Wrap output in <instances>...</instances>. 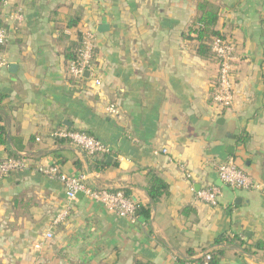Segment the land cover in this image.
I'll list each match as a JSON object with an SVG mask.
<instances>
[{
	"label": "crops",
	"instance_id": "obj_1",
	"mask_svg": "<svg viewBox=\"0 0 264 264\" xmlns=\"http://www.w3.org/2000/svg\"><path fill=\"white\" fill-rule=\"evenodd\" d=\"M197 1L8 0L0 161L28 166L0 180V264H181L210 252L220 264H264L255 247L264 245V0H204L235 48L233 103L222 110L211 103L216 61L199 58L186 38ZM83 31L95 34L99 87L90 75H67V52ZM58 129L85 133L109 154L90 158L52 139ZM228 160L260 188L221 185L214 166ZM50 166L122 191L149 218L131 223L80 195L53 224L68 200L58 180L36 171ZM150 174L167 186L155 204ZM210 186L221 191L215 207L197 198Z\"/></svg>",
	"mask_w": 264,
	"mask_h": 264
},
{
	"label": "built area",
	"instance_id": "obj_2",
	"mask_svg": "<svg viewBox=\"0 0 264 264\" xmlns=\"http://www.w3.org/2000/svg\"><path fill=\"white\" fill-rule=\"evenodd\" d=\"M8 4V0H0V48L7 42V33L1 21V13ZM11 18L16 21H21V15L17 13L11 14ZM95 34L90 31H83L82 44L75 61L69 62L67 66V75L72 80H81L83 74L88 71L90 79L94 87H99L101 82L94 72V49H95ZM234 44L226 37L217 38L211 44V53L217 64V81L213 86L211 103L216 109H228L232 106L234 98V82L232 77L233 62H234ZM6 66V62L0 58V69ZM106 112L111 116H118V110L115 106L109 105ZM51 138L57 141L66 142L79 150L86 156L93 158L97 156H106L109 154L107 146L102 144L95 138L82 133L66 129L55 130L51 134ZM28 164L21 158H7L0 161V180L9 175L27 169ZM215 173L221 185L228 187L231 190H258L260 185L253 182L241 169H239L232 160L218 163L214 166ZM36 171L47 177L58 180L65 189V195L68 200V205L56 215L53 224L63 222L71 209V203L76 200L77 195L90 199L99 204L108 212L116 216L128 220L131 223L138 222V217L135 215L134 202L126 197L122 191H106L98 188L86 186L85 178L68 177L60 174L56 166L38 167ZM221 195L218 186H210L197 194L199 201L211 207L218 204V199ZM51 233L45 235V239H50ZM41 244H36L35 248H40ZM210 256L206 254L204 260L200 263L183 264H210ZM246 264H257L250 260Z\"/></svg>",
	"mask_w": 264,
	"mask_h": 264
},
{
	"label": "trees",
	"instance_id": "obj_3",
	"mask_svg": "<svg viewBox=\"0 0 264 264\" xmlns=\"http://www.w3.org/2000/svg\"><path fill=\"white\" fill-rule=\"evenodd\" d=\"M196 13L197 15L190 23L188 29L186 38L188 40H193L196 43V54L201 59H210L214 58L213 54L211 53V44L213 40L217 38H223V35H221L216 30V24L218 21V12L214 8L211 7L209 2L204 0H199L196 3ZM77 22H69L68 27H74ZM78 42L75 46H73L71 49L68 50L66 59L69 62L75 61L78 52L81 48L82 44V35H78ZM193 36V38L191 37ZM1 100V99H0ZM1 131H0V137H1ZM19 158V157H15ZM96 166L99 164L97 161L93 162ZM146 193L148 197L150 198L152 204H155L159 201V199L167 194V186L154 174L149 175L148 185L146 187ZM126 197L127 195L123 193ZM135 215L138 217V219H148L150 215V209L143 208L137 204H135ZM220 242V239H217L215 241L216 244ZM256 249L261 250L264 252V245L257 243ZM210 256V264H220L217 260V255L214 252L208 253ZM205 256V255H204ZM204 256L200 257L196 260H184L181 264L188 262V263H200L204 260Z\"/></svg>",
	"mask_w": 264,
	"mask_h": 264
},
{
	"label": "water",
	"instance_id": "obj_4",
	"mask_svg": "<svg viewBox=\"0 0 264 264\" xmlns=\"http://www.w3.org/2000/svg\"><path fill=\"white\" fill-rule=\"evenodd\" d=\"M106 30V26H104V25H102V26H100L99 27V29H98V31L99 32H102V31H105ZM13 66H11V68H12ZM83 78H88L89 77V72L88 71H86L84 74H83V76H82ZM264 179V178H263ZM81 194H79V195H77V196H80Z\"/></svg>",
	"mask_w": 264,
	"mask_h": 264
}]
</instances>
